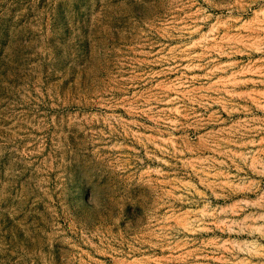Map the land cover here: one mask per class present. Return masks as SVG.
<instances>
[{"label":"rangeland","instance_id":"obj_1","mask_svg":"<svg viewBox=\"0 0 264 264\" xmlns=\"http://www.w3.org/2000/svg\"><path fill=\"white\" fill-rule=\"evenodd\" d=\"M0 264H264V0H0Z\"/></svg>","mask_w":264,"mask_h":264}]
</instances>
